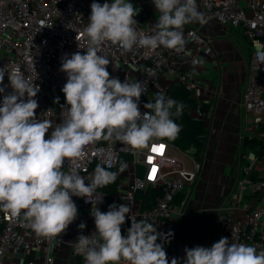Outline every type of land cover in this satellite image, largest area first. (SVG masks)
I'll list each match as a JSON object with an SVG mask.
<instances>
[{"label": "clouds", "instance_id": "1", "mask_svg": "<svg viewBox=\"0 0 264 264\" xmlns=\"http://www.w3.org/2000/svg\"><path fill=\"white\" fill-rule=\"evenodd\" d=\"M152 3L159 15L152 34H145L138 30L135 19L141 10L130 0H105L103 4L93 0L83 29L85 52L65 54L61 60L59 71L67 77L61 89L67 108L65 118L56 126L36 116L39 104L35 97L40 86L28 79L19 65L0 67V209L15 218L22 216L37 236L64 234L78 218L72 197L96 205L101 200L96 190L117 179L118 172L98 164L91 182L85 183L76 169L86 156V146L103 139L140 149L153 140H175L181 131L173 117L183 114L182 102L157 96L154 102L144 104L148 111L141 113L139 102L146 90L143 82L112 77L107 70L111 61L99 54L106 42L124 52L134 47L180 52L186 43L184 26L206 22L197 0ZM8 87L11 92H6ZM248 158L254 160V155ZM65 164L71 165L68 171ZM126 167L121 161L119 172ZM130 213L127 204L113 203L107 212L92 208L95 231L80 234L75 241V252L84 255V264H181V258L169 261L165 251L173 233L160 232L153 223L138 221ZM126 217L131 226L124 235ZM77 227L82 233L86 224ZM184 252L183 264H264V251L230 243L227 237L211 247H185Z\"/></svg>", "mask_w": 264, "mask_h": 264}, {"label": "built area", "instance_id": "2", "mask_svg": "<svg viewBox=\"0 0 264 264\" xmlns=\"http://www.w3.org/2000/svg\"><path fill=\"white\" fill-rule=\"evenodd\" d=\"M96 2L103 4L105 0ZM240 2L202 0L206 21L203 24L216 21L224 26L241 27L251 42L242 104L247 111L258 114L255 121L263 125L261 137L264 142V1L248 0L250 12H245ZM92 3L93 0H0V67L19 65L26 77L40 86V92L35 97L39 104L36 116L51 121L53 126L65 118L67 108L61 91L67 80L66 74L59 71L61 60L65 54L85 52L83 29L88 24ZM154 24L148 21L145 26L137 25V28L145 34H152ZM184 39L185 48L180 52L164 47L156 50L134 47L132 51L124 52L117 45L106 42L99 54L111 61L107 70L112 77L122 82L126 78L130 82H143L146 90L139 102L141 113L148 111L144 104L153 102L157 96L171 98L170 85L163 82L165 73L170 72L173 74L172 84L182 85L193 92L197 106L190 111L191 115L209 125L211 109L206 107L203 110L202 106L216 94V88L213 86L211 94L201 93L189 72L179 71V64L181 59L188 61L190 48L195 53L208 50L211 39L196 28H189L184 33ZM7 84L8 77L5 75L4 85ZM11 91L10 87L6 89V92ZM85 152V158L76 169L85 183L91 182L98 164L106 169L118 170L119 176L113 191L96 190L101 195L96 205L86 203L84 198L72 197L78 208V225L81 222L86 224L82 233L76 228L75 241L80 234L91 235L95 231L94 218L90 214L92 208L96 206L101 212H107L113 203L127 204L131 208L130 216L134 215L138 221L143 219L153 223L158 231L167 233V220L175 210L178 195L186 186L196 182L201 169V162L193 154V148L181 150L165 139L150 141L140 149H133L117 140L101 139L86 146ZM175 154L180 159L173 162ZM253 155L254 160L246 156L247 166L236 185L241 213L221 208L217 239L227 237L230 243L254 246L260 252L264 251V143ZM121 161L127 164L123 172H119ZM70 167L65 164L64 170L68 171ZM130 226L131 220L126 217L122 234L126 235ZM63 239V234L55 238L37 236L23 222L22 216L15 218L0 209V264H7L9 251L30 249L44 243L48 245L44 264H54L53 241L60 243ZM75 241L73 256L85 258L75 252Z\"/></svg>", "mask_w": 264, "mask_h": 264}, {"label": "crops", "instance_id": "3", "mask_svg": "<svg viewBox=\"0 0 264 264\" xmlns=\"http://www.w3.org/2000/svg\"><path fill=\"white\" fill-rule=\"evenodd\" d=\"M130 2L141 10L135 17L138 26H145L148 21L157 22L159 13L152 0ZM197 3L198 10L204 13L202 0H197ZM240 4L245 12H250L248 0H241ZM189 28H196L211 39V46L208 50L196 53L190 48L188 61L181 59L179 71L189 72L201 93L211 94L214 86L216 94L205 103L211 109V117L206 149L199 157L201 169L197 180L178 195L175 210L167 220V233H173L171 242L164 246L167 257L169 261L173 257L181 258V264L185 247H211L218 241L221 208L225 207L235 214L241 213L236 193L237 181L244 169L241 156L244 152L246 160V156L253 154L264 143L261 137L263 125L255 121L258 114L247 111L242 104L252 48L243 29L224 26L216 21L185 25L184 33ZM172 75L170 72L165 73L163 82L172 85ZM50 133L46 134V139ZM77 225L78 219L63 234L62 242L53 241L51 249L54 264H84L85 258L72 254ZM47 253L48 245L45 243L30 249L9 251L6 263L44 264Z\"/></svg>", "mask_w": 264, "mask_h": 264}, {"label": "trees", "instance_id": "4", "mask_svg": "<svg viewBox=\"0 0 264 264\" xmlns=\"http://www.w3.org/2000/svg\"><path fill=\"white\" fill-rule=\"evenodd\" d=\"M169 91L171 93V98L176 100L177 102H182L185 107L183 110V114L179 118L173 117L175 122L181 126L179 135L175 140H165L181 150H189L193 148V154L199 158L203 155L206 149L209 126L203 120L194 118L190 113V111L197 106L192 91H189L184 86L179 84L170 85ZM206 107H208V105L206 104L202 106L203 110ZM244 154L245 153L243 152L241 156L242 167H245L247 165ZM107 170L118 172V170L116 169ZM118 176L114 183L109 184L102 189L105 191H113L116 182H118Z\"/></svg>", "mask_w": 264, "mask_h": 264}, {"label": "rangeland", "instance_id": "5", "mask_svg": "<svg viewBox=\"0 0 264 264\" xmlns=\"http://www.w3.org/2000/svg\"><path fill=\"white\" fill-rule=\"evenodd\" d=\"M156 90H154L153 92H155ZM154 102V101H153ZM194 151V150H193ZM173 158H174V160H173V162H176V161H178L179 159H180V156L179 155H177V154H175L174 156H173Z\"/></svg>", "mask_w": 264, "mask_h": 264}, {"label": "water", "instance_id": "6", "mask_svg": "<svg viewBox=\"0 0 264 264\" xmlns=\"http://www.w3.org/2000/svg\"><path fill=\"white\" fill-rule=\"evenodd\" d=\"M197 160H199V158H197Z\"/></svg>", "mask_w": 264, "mask_h": 264}]
</instances>
